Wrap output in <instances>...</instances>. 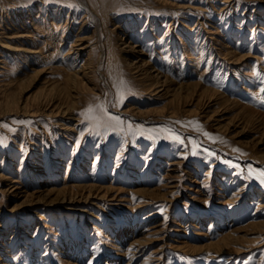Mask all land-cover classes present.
<instances>
[{
    "label": "rangeland",
    "instance_id": "374dc122",
    "mask_svg": "<svg viewBox=\"0 0 264 264\" xmlns=\"http://www.w3.org/2000/svg\"><path fill=\"white\" fill-rule=\"evenodd\" d=\"M234 1L0 0L35 51L0 46V264H261L264 0ZM72 63L87 73L65 85ZM43 97L65 112L24 111ZM97 103L122 123L85 120Z\"/></svg>",
    "mask_w": 264,
    "mask_h": 264
},
{
    "label": "bare ground",
    "instance_id": "6f19581e",
    "mask_svg": "<svg viewBox=\"0 0 264 264\" xmlns=\"http://www.w3.org/2000/svg\"><path fill=\"white\" fill-rule=\"evenodd\" d=\"M234 1V0H233ZM235 2V1H234ZM229 3V2H228ZM38 4V3H37ZM36 4V5H37ZM225 5V4H224ZM231 5V4H230ZM49 6V5H48ZM226 6V5H225ZM44 7V6H43ZM227 7V6H226ZM46 8V7H45ZM232 8V7H231ZM42 9V8H41ZM52 9V8H51ZM221 9V8H220ZM225 9V8H224ZM231 10V9H230ZM1 11H2V9H1ZM45 11H47V10H45ZM54 11V10H53ZM54 12H56V11H54ZM63 12V11H62ZM2 13V12H1ZM95 13V12H94ZM97 13V12H96ZM222 13V12H221ZM6 14V13H5ZM56 14V13H55ZM86 14V13H85ZM102 14V13H101ZM10 16V15H9ZM83 16V15H82ZM3 17V16H2ZM86 17V16H85ZM5 18V17H4ZM3 18V20H0V28L1 27H3L5 24H6V28L7 29H11V30H9V31H7V32H9V33H2L3 31H1L0 30V46H2L3 47V43H5L4 44V47H11V45H13V47H12V50L14 49V51H15V53L17 54H19V55H21L20 57H23V58H25L27 55H29V53H33V52H35L34 50H32L30 47H32V46H26L25 45V43H23L24 41L23 40H28L27 38L30 36V34L31 33H29V34H25L26 33V31H25V33H23V32H21V30L19 29L20 27H21V25L20 24H18V26H16L15 24L17 23V22H19L18 21V19L16 18V19H14L13 21L11 20V22H7L6 21V19H4ZM43 18V17H42ZM57 18V17H56ZM28 19V18H27ZM21 20H24V19H21ZM86 20V19H85ZM28 21V20H27ZM43 21V20H42ZM82 21V20H81ZM16 22V23H15ZM8 23H11V25H12V27H10L9 25H7ZM29 23V22H28ZM22 24V23H21ZM45 24H46V22H45ZM117 24V23H116ZM196 25V24H195ZM53 26V25H52ZM119 26V25H118ZM22 28V27H21ZM64 28V27H63ZM191 28V27H190ZM194 28V27H193ZM23 29V28H22ZM96 29V28H95ZM30 32H33V31H31V30H29ZM65 31V30H64ZM127 31V30H126ZM60 33V32H59ZM64 33V32H63ZM217 34V33H216ZM233 34V33H232ZM37 35V34H36ZM63 35V34H62ZM76 36V35H75ZM232 37H234V36H232ZM62 38V37H61ZM78 38H80V37H78ZM84 39V38H83ZM243 39H244V37H243ZM39 40V39H38ZM80 40H81V38H80ZM148 40V39H147ZM23 41V42H22ZM30 41V40H29ZM75 41V40H74ZM74 41H72L73 43H74ZM78 41V40H77ZM85 42V41H84ZM144 42V41H143ZM73 43H72V45H73ZM79 43V42H78ZM149 44V43H148ZM23 46V48H20V46ZM29 45V44H28ZM72 45H70L69 44V49L71 48V46ZM86 45V44H85ZM21 46V47H22ZM34 46V45H33ZM75 46V45H74ZM79 46V45H78ZM73 47V46H72ZM84 46L83 45H80L79 47H77V50H76V52H75V56L73 57V58H71L70 56H68V57H65L64 59L67 61V60H69L70 58V60L72 61V62H76V57H77V55H80L81 54V52L85 49V48H83ZM90 47V46H89ZM200 49H201V47H200ZM71 50V49H70ZM134 51V50H133ZM139 51V50H138ZM88 52H90V51H88ZM100 52V51H99ZM137 52V51H136ZM170 52V51H169ZM69 53H71V52H69ZM91 53V52H90ZM172 53V52H171ZM177 53V52H176ZM36 54V53H35ZM67 54V53H66ZM2 54L0 53V56H1ZM41 55H43L42 53H40L39 55H37V56H41ZM69 55V54H68ZM103 55V54H102ZM86 56H88V55H86ZM86 56H85V58H86ZM138 56V55H137ZM238 56V55H237ZM63 58V57H62ZM239 58V57H238ZM243 58V57H242ZM63 59V60H64ZM211 59V58H210ZM64 60V61H65ZM78 60V59H77ZM85 60V59H84ZM92 60V59H91ZM88 61V60H87ZM63 62V61H62ZM68 62V61H67ZM86 62V61H85ZM89 62H92V61H90V58H89ZM146 63V62H145ZM5 64H7V62H6V60H4V57H3V59L2 58H0V74L2 73V70L1 69H3L5 66ZM73 64V66H69V65H63L61 68H60V71L62 72L61 74L63 75L62 76V79H63V81L65 82V85H67L69 82H71V83H75V82H78V79H81L80 77H82L83 76V74H86L87 73V71H83V70H85V69H82V67H81V69L82 70H79V69H77V68H75L77 65L79 66V64H75V66H74V63H72ZM82 64V66L84 67V66H88L89 64H88V62L87 63H81ZM99 64V63H98ZM170 64V63H169ZM138 65V64H137ZM77 66V67H78ZM81 66V65H80ZM90 66V65H89ZM172 67V66H171ZM70 68H73V70L72 71H70ZM79 68V67H78ZM86 68V67H85ZM138 68V67H137ZM41 68H38V69H35L34 70V72H36L37 74H38V71L40 70ZM134 70H136V69H134ZM89 71V70H88ZM139 71V70H138ZM41 72V71H40ZM39 72V73H40ZM174 72V71H173ZM207 72V71H206ZM81 73H83V74H81ZM89 73V72H88ZM94 73V72H93ZM81 74V75H80ZM150 74V73H149ZM165 74V73H164ZM166 75V74H165ZM87 76H88V74H87ZM142 76V75H141ZM246 77V76H245ZM87 79V78H86ZM196 80V79H195ZM194 80V81H195ZM80 82H82L81 80H80ZM159 81H154V82H151V83H149V85H148V88H150V89H152L153 88V86H155V83H158ZM165 82V81H164ZM168 83V82H167ZM178 83V82H177ZM144 84V83H143ZM179 85V84H178ZM177 85V86H178ZM94 86V85H93ZM199 86V85H198ZM152 87V88H151ZM176 87V86H175ZM184 87V86H183ZM212 87V86H211ZM158 90V89H157ZM156 90V91H157ZM192 90V89H191ZM201 90V89H200ZM188 91V90H187ZM173 92H175V91H173ZM203 92V91H202ZM213 92V91H212ZM2 93V92H1ZM187 93V92H186ZM163 94V93H162ZM179 94V93H178ZM177 94V95H178ZM6 96V99H5V101H6V105H7V103H10V102H12V101H16V100H14L11 96L9 97L8 95H5ZM4 96V97H5ZM214 97V96H213ZM212 98V97H211ZM230 99V98H229ZM231 100V99H230ZM73 101V100H72ZM2 102H4V100L2 101ZM40 102H43V105H45L46 107H47V109H50L51 108V110L52 111H54L55 112V115H60L62 112H65V111H63V107H61L62 106V104H61V102L60 101H57L56 103H55V101H52L51 102V98H47V97H43L41 100H39L38 102H37V107H36V105L34 106H32L33 108H30V106H27L28 104L26 103L25 105L27 106L26 107V110H25V107H24V111L25 112H28V113H30V114H37V113H39L38 111L39 110H41L40 108L41 107H43V106H39V104H40ZM75 102V101H74ZM16 103V102H15ZM14 102H13V104H15ZM12 104V105H13ZM24 104V103H23ZM72 107H73V105H72ZM70 108V107H69ZM50 111V110H49ZM53 112V113H54ZM50 113V112H49ZM52 114V113H51ZM264 118V117H263ZM173 121V120H172ZM72 123V122H71ZM69 124V123H68ZM78 124V123H77ZM75 125V124H74ZM14 130V129H13ZM58 131V130H57ZM56 131V132H57ZM43 133V132H42ZM70 133V132H69ZM73 133V132H72ZM13 135V134H12ZM66 137V136H65ZM31 143V142H30ZM5 145V144H4ZM29 145V144H28ZM1 146V145H0ZM32 148V147H31ZM60 148V147H59ZM3 150V149H2ZM63 151V150H62ZM95 152V151H94ZM7 154V153H6ZM12 155H13V152H12ZM43 155V154H42ZM25 157V156H24ZM11 158V157H10ZM105 158V157H104ZM178 160V159H177ZM21 161V160H20ZM105 161V160H104ZM1 162V161H0ZM36 164V163H35ZM107 164V163H106ZM2 166V165H1ZM41 166V165H40ZM82 166V165H81ZM117 166V165H116ZM21 167V166H20ZM58 167V166H57ZM103 167H105V166H103ZM118 167V166H117ZM22 168V167H21ZM35 168H37V166H34L33 167V169H35ZM52 168V167H51ZM1 169V168H0ZM4 169V168H3ZM12 170V169H11ZM10 170V171H11ZM51 170V169H50ZM107 170H109V169H107ZM78 171V170H77ZM83 172V171H82ZM81 172V173H82ZM85 172V171H84ZM106 172V171H105ZM31 173V172H30ZM77 173V172H76ZM76 173H75V175H76ZM91 173V172H90ZM103 173V172H102ZM7 174V173H6ZM16 174H18V173H16ZM22 174V173H21ZM68 174V173H67ZM79 174V173H78ZM88 174V173H87ZM86 174V175H87ZM125 174V173H124ZM56 175V174H55ZM146 175V174H145ZM148 175H149V173H148ZM20 176V175H19ZM78 176V175H77ZM97 176V175H96ZM103 176V175H102ZM113 176V175H112ZM118 176V175H117ZM129 176V175H128ZM127 176V177H128ZM147 176V175H146ZM12 177V176H11ZM37 177V176H36ZM86 177V176H85ZM125 177V176H124ZM35 179V178H34ZM6 180V179H5ZM126 180V179H125ZM9 181V180H8ZM12 182H18L19 181V179L17 178V177H12V180H11ZM124 181V180H123ZM77 182V181H76ZM10 183V182H9ZM92 183V182H91ZM171 183V182H170ZM55 184V183H54ZM113 185V184H112ZM120 185V184H119ZM98 186H100V185H97V184H88V187L90 188V189H88L87 190V196H89L90 194H99L98 193V191L99 190H97V188H98ZM122 186V185H121ZM121 186H119V187H121ZM5 187H7V186H5ZM9 187V186H8ZM12 187H13V185H12ZM49 187V186H48ZM52 189H53V187H51ZM55 188V187H54ZM83 188H85V185H77V186H75L74 184H64V185H62V187H59V188H56L55 189V192H56V194H55V198L56 197H58V198H56V199H62L63 201L64 200H67V195L68 194H72V192L73 191H79V190H81V189H83ZM108 188H111V187H108ZM146 188H148V187H146ZM49 189H50V187H49ZM92 189H95L96 190V192H92L91 193V191H92ZM99 189V188H98ZM141 189V188H140ZM153 189V188H152ZM226 189V188H225ZM109 190V189H108ZM108 190H101V191H103V193H101V195H103V196H106V194H107V191ZM117 190L118 191H121V188H117ZM135 190V189H134ZM142 190V189H141ZM145 190V189H144ZM159 190V189H158ZM46 192H47V190H45ZM50 191V190H49ZM84 191V190H83ZM150 191V190H149ZM109 192V191H108ZM143 192V191H142ZM145 192H148L147 191V189L145 190ZM48 193V192H47ZM51 193V192H50ZM141 193V192H140ZM27 194V193H26ZM34 194V193H33ZM49 194V193H48ZM82 194V193H81ZM148 194V193H147ZM150 194V193H149ZM241 194V193H240ZM32 195V194H31ZM41 195V194H40ZM44 195V194H43ZM47 195V194H46ZM100 195V196H101ZM26 196V195H25ZM42 196V195H41ZM96 196V195H95ZM40 197V196H39ZM113 197H117L116 196V194H114L111 198L112 199H114ZM119 197V196H118ZM41 198V197H40ZM72 198V197H71ZM71 198H70V200H71ZM76 198V197H75ZM42 199H44V198H42ZM108 199V198H107ZM110 199V198H109ZM119 199H123V197L122 198H119ZM38 200H40L39 198H38ZM61 200V201H62ZM35 201V200H34ZM59 201V200H58ZM80 201H81V199H80ZM148 201V200H147ZM53 202V201H52ZM143 203V202H142ZM95 204V203H94ZM121 204V203H120ZM99 205V204H98ZM263 205V204H262ZM139 206V205H138ZM67 207V206H66ZM141 207V206H140ZM79 208H81V207H79ZM53 212V211H52ZM47 214V213H46ZM55 215V214H54ZM239 215H242V213L241 214H239ZM46 217V216H45ZM241 217V216H240ZM57 218V217H56ZM55 218V219H56ZM63 218V217H62ZM51 219V218H50ZM54 219V220H55ZM257 220H259V219H257ZM54 222V221H53ZM59 222V221H58ZM188 222V221H187ZM56 223V222H55ZM63 223V222H62ZM257 223V222H256ZM259 223V222H258ZM47 224V223H46ZM74 224V223H73ZM262 224V223H261ZM1 225V224H0ZM59 226H61V225H59ZM254 227V226H253ZM257 227V226H256ZM259 227V226H258ZM70 229V228H69ZM244 229V228H243ZM98 230V229H97ZM62 231V230H61ZM251 231H253V230H251ZM258 231V230H257ZM50 232V231H49ZM83 232V231H82ZM247 233V232H246ZM248 233H250V232H248ZM237 234V233H236ZM34 235V234H33ZM65 235V234H64ZM72 235V234H71ZM199 235H202V234H199ZM237 235H240V234H237ZM263 237V236H262ZM60 238V237H59ZM73 238V237H72ZM152 238V237H151ZM162 238V237H161ZM240 237H235L234 239L235 240H237L238 241V239H239ZM259 238V237H258ZM55 239V238H54ZM154 239V238H153ZM182 239V238H181ZM184 239H186V238H184ZM224 239H225V237H224ZM227 239H229V238H227ZM227 239H225V241L227 242ZM203 240V239H202ZM35 241V240H34ZM198 241V240H197ZM204 241V240H203ZM249 241V240H248ZM247 241V242H248ZM251 241V240H250ZM147 242H149V241H146V243ZM232 242V241H231ZM242 242V241H241ZM244 242V241H243ZM252 242V241H251ZM177 243V242H176ZM14 244V243H13ZM213 244V243H212ZM31 245V244H30ZM142 245V244H141ZM147 245V244H146ZM245 245V244H244ZM137 246V245H136ZM224 246V245H223ZM255 246V245H254ZM142 248V247H141ZM241 249V248H240ZM36 250V249H35ZM141 250V249H140ZM229 250V249H228ZM241 250H243V249H241ZM8 251V250H7ZM236 251H237V249H236ZM246 251V250H245ZM127 252H129V251H127ZM137 252V251H136ZM198 252V251H197ZM126 253V252H125ZM151 253V252H150ZM165 254V253H164ZM225 254V253H224ZM166 256V255H165ZM157 259H161V256H159V255H157V257H156ZM233 258V257H232ZM165 259V258H164ZM47 260V259H46ZM244 262V261H243ZM202 264V263H201ZM226 264V263H225Z\"/></svg>",
    "mask_w": 264,
    "mask_h": 264
},
{
    "label": "snow or ice",
    "instance_id": "6c2138e0",
    "mask_svg": "<svg viewBox=\"0 0 264 264\" xmlns=\"http://www.w3.org/2000/svg\"><path fill=\"white\" fill-rule=\"evenodd\" d=\"M46 2H48V0H46ZM66 6L67 7H71L73 9H76V10H80V5H78V4L69 3ZM124 7H126V5L125 4H121L120 7L117 9V11L123 9ZM123 83L124 82L121 81V85H123ZM261 83L264 84V78H262ZM260 91L264 92V87H261ZM117 94L119 96L118 103H120L123 100V89H122V87L118 88V93ZM259 103L262 106H264V97H262L259 100ZM80 114L85 117V120H87L89 122H94L97 126L103 125L105 127H109V126H111V122H113V121L116 124H121L122 123V121L120 120L119 117L112 116L108 112V108H107L105 103H97L95 105H91L90 104L87 107V109L84 112L80 113ZM194 123H195V126L197 128L200 127L198 125V122H194ZM0 126L5 127V128L8 127L7 124H3V125H0ZM9 130L11 131L12 129H9ZM168 131L170 132L171 130H168ZM204 135H208V134L204 133ZM172 138L177 140V141H180L181 143L183 142L178 135L173 134ZM5 139H6V137L0 136V144H3L5 142ZM236 151H239V149H236ZM248 171H249L251 176H254V178L259 181V183L261 185H264V169H254L251 166H249ZM249 259H251V257H249ZM245 264H248V262L246 261ZM261 264H264V260L261 261Z\"/></svg>",
    "mask_w": 264,
    "mask_h": 264
}]
</instances>
